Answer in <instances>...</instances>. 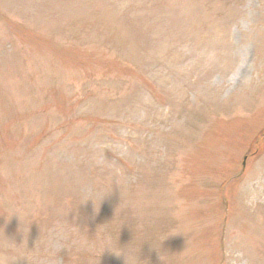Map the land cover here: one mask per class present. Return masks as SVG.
Masks as SVG:
<instances>
[{
  "label": "rangeland",
  "instance_id": "1",
  "mask_svg": "<svg viewBox=\"0 0 264 264\" xmlns=\"http://www.w3.org/2000/svg\"><path fill=\"white\" fill-rule=\"evenodd\" d=\"M127 262L264 264V0H0V264Z\"/></svg>",
  "mask_w": 264,
  "mask_h": 264
},
{
  "label": "clouds",
  "instance_id": "2",
  "mask_svg": "<svg viewBox=\"0 0 264 264\" xmlns=\"http://www.w3.org/2000/svg\"><path fill=\"white\" fill-rule=\"evenodd\" d=\"M177 232H183V230H179V231H177ZM184 233V232H183ZM117 253V252H116ZM121 253V252H120ZM120 253H117V254H120ZM126 259V258H125ZM127 261V260H126ZM127 264H128V262H127Z\"/></svg>",
  "mask_w": 264,
  "mask_h": 264
}]
</instances>
